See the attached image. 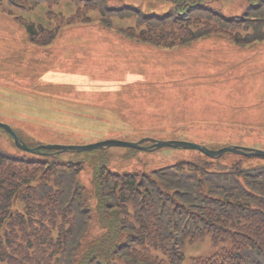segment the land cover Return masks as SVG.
<instances>
[{
	"label": "rangeland",
	"instance_id": "rangeland-1",
	"mask_svg": "<svg viewBox=\"0 0 264 264\" xmlns=\"http://www.w3.org/2000/svg\"><path fill=\"white\" fill-rule=\"evenodd\" d=\"M0 0V123L10 126L30 148L85 146L106 140L186 141L219 150L264 152V43L233 46L215 36L185 47L161 50L120 35L133 18L110 15L112 28L92 23L63 28L50 49L32 45L15 17L51 29V10L68 16L73 0ZM227 16H241L246 0H208ZM22 4V5H21ZM106 5L166 11L173 0H106ZM49 48V47H48ZM155 129V130H154ZM0 149L17 157L12 139L0 130ZM79 180L89 188L95 167L113 174H149L204 156L194 150L143 151L112 147L89 152ZM72 157V160L80 161ZM263 164L264 159L226 153L218 161ZM215 252L209 239L187 246L184 264Z\"/></svg>",
	"mask_w": 264,
	"mask_h": 264
},
{
	"label": "trees",
	"instance_id": "trees-1",
	"mask_svg": "<svg viewBox=\"0 0 264 264\" xmlns=\"http://www.w3.org/2000/svg\"><path fill=\"white\" fill-rule=\"evenodd\" d=\"M73 1L66 17L45 12L51 29L15 20L41 48L65 27L92 23L95 10L109 29L110 15L133 18L118 31L164 50L212 36L239 47L264 42V0H246L241 16L208 0H173L163 12ZM29 156L0 149V264H184L185 248L207 239L215 252L190 264H264V162L224 165L204 156L151 175L113 174L102 163L87 188L79 157L91 160L89 152Z\"/></svg>",
	"mask_w": 264,
	"mask_h": 264
},
{
	"label": "water",
	"instance_id": "water-1",
	"mask_svg": "<svg viewBox=\"0 0 264 264\" xmlns=\"http://www.w3.org/2000/svg\"><path fill=\"white\" fill-rule=\"evenodd\" d=\"M0 129L4 130L8 135H10L14 141L15 146L20 151L26 152L28 154L45 156L47 153H42L41 151H55L56 153H67V152H90L94 150L108 149L112 147H121V148H131L136 150L143 151H155L162 148H174V149H183V150H194L202 153L203 155L216 159L221 157L226 153H231L235 155H240L243 157H257L264 159V152L258 150H251L247 148H238V147H225L219 150H210L199 144L185 142V141H158L154 139H142L138 142H123L119 140H106L103 142H98L94 144H89L85 146H61V145H45L38 146L36 148H29L14 133V131L7 125L0 123ZM145 143H149V146H144Z\"/></svg>",
	"mask_w": 264,
	"mask_h": 264
}]
</instances>
